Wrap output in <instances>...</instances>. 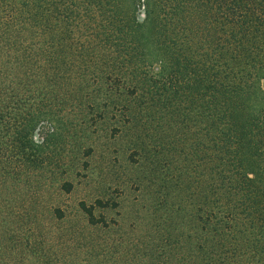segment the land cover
<instances>
[{
	"label": "trees",
	"instance_id": "obj_1",
	"mask_svg": "<svg viewBox=\"0 0 264 264\" xmlns=\"http://www.w3.org/2000/svg\"><path fill=\"white\" fill-rule=\"evenodd\" d=\"M90 75L106 95L123 85L161 110L157 121L180 105L184 118L203 123L188 148L202 161L199 174H213L200 192L199 223L181 232L184 243L168 234L176 248L145 264H264V0H0V264L67 262L50 253L54 235L26 237L30 257L18 253L15 192L52 163L49 152L67 135L62 110L75 108L69 93L87 90ZM116 205L78 203L86 225L101 227L108 222L95 208ZM49 208L53 220L65 218ZM129 253L106 260L136 264Z\"/></svg>",
	"mask_w": 264,
	"mask_h": 264
},
{
	"label": "rangeland",
	"instance_id": "obj_2",
	"mask_svg": "<svg viewBox=\"0 0 264 264\" xmlns=\"http://www.w3.org/2000/svg\"><path fill=\"white\" fill-rule=\"evenodd\" d=\"M89 84L87 90L77 85L78 91L69 93L75 108L62 110L67 135L49 152L52 163L43 164L40 172L37 167L30 181L16 185L15 200L22 203L23 212L14 217L13 227L20 223L21 227L12 239L18 253L30 257L26 237L33 242L54 235L49 247L54 253L47 250L67 261L64 264H76L83 256L90 264H110L106 259L128 250L139 258L136 264L152 263L161 252L163 262L176 248L172 240L167 241L168 234L184 243L181 232H187L193 220L199 223L200 192L205 178L213 175L209 171L199 174L204 169L202 161L188 152L193 140L202 137L198 133L203 127L201 117L184 118L183 107L174 105L178 109H162L170 111L166 118L171 114L172 118L157 121L161 110L146 108L148 104L139 95L127 93L123 85L106 95L92 75ZM112 100L116 102L110 104ZM138 112L140 118L135 116L130 123L129 113ZM47 129L43 123L37 135L43 136ZM64 180L73 184L69 193L59 189ZM96 199L117 203L94 210L105 216L107 227L87 226L78 207L79 201L90 204ZM50 205L61 207L65 218L53 220Z\"/></svg>",
	"mask_w": 264,
	"mask_h": 264
}]
</instances>
